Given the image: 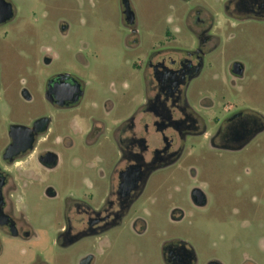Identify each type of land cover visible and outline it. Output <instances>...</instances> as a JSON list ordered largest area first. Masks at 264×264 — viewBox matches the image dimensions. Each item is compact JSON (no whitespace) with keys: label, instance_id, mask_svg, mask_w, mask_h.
<instances>
[{"label":"flooded vegetation","instance_id":"flooded-vegetation-1","mask_svg":"<svg viewBox=\"0 0 264 264\" xmlns=\"http://www.w3.org/2000/svg\"><path fill=\"white\" fill-rule=\"evenodd\" d=\"M225 13L237 22H264V0H226ZM121 14L130 34L128 49L137 52L140 30L130 0H121ZM8 15L10 19L0 26L16 15L9 1L0 0V19ZM179 19L191 36L190 43L174 46L176 35L182 32L179 27L162 30L142 51L141 64L134 65L133 71L142 76L132 78V86L122 84L114 68L101 92L85 105L91 83L68 70L48 71L53 58H43L44 74L34 96L37 117L28 125L11 121L0 139L2 233L25 240L34 237L25 216H17L13 197L16 193L25 195L34 186L42 196L55 200L61 183L68 187L64 225L56 236L61 247H71L83 239H100L125 226L143 235L147 222L133 215L146 205L143 199L151 185L163 186L165 180L174 178L176 170L185 171L201 150L221 156L240 153L260 135L263 115L247 107L245 96L234 104L226 95L229 85L232 88L244 79L245 66L239 61L228 64L223 80L217 82L220 75L214 71L218 64L212 57L218 50L220 33L215 18L197 6L186 9ZM61 30L66 36L69 25L63 23ZM22 97L29 103L33 99L25 89ZM78 150L91 154L76 156ZM190 198L198 208L208 204L201 189H192ZM184 219L181 208L173 209V222ZM162 253L164 264H197L193 249L182 240L167 242ZM80 264H97V259L88 255Z\"/></svg>","mask_w":264,"mask_h":264},{"label":"rangeland","instance_id":"rangeland-1","mask_svg":"<svg viewBox=\"0 0 264 264\" xmlns=\"http://www.w3.org/2000/svg\"><path fill=\"white\" fill-rule=\"evenodd\" d=\"M7 1L16 15L0 26L1 140L11 121L28 125L37 117L34 96L44 74V57L49 55L54 61L48 71L68 70L91 83L85 105L101 92L114 68L122 84L132 86V78L142 76L133 71L134 65L141 64L142 51L162 30L179 27L182 32L176 35L178 43L174 46L190 43L191 36L179 18L186 9L197 6L215 18L219 29V47L212 57L218 64L214 71L220 75L217 82L223 80L224 67L234 61L246 69L242 81L232 88L228 86V101L239 103L245 96L247 107L264 117V22L228 19L226 0H190L188 4L183 3L186 0H130L140 30L137 52L128 49L130 34L123 25L121 0ZM63 23L69 25L66 36L61 30ZM24 89L33 98L30 103L22 97ZM82 152L78 150L75 155L82 156ZM198 155L185 171L176 170L174 178L165 180L163 186H150L143 199L146 205L133 215L147 222L143 235L125 226L106 237L83 239L63 248L56 236L64 225L62 212L68 187L58 180L60 195L55 200L42 196L34 186L25 195L16 193L13 199L17 216H25L34 237L13 238L0 231V264H80L88 255H95L97 264H164L163 246L174 240L185 241L193 249L197 264L213 260L222 264H264V130L240 153L221 156L207 149ZM192 170V174L187 172ZM194 188L207 195L206 207L192 204ZM175 208L185 212L183 221L171 220Z\"/></svg>","mask_w":264,"mask_h":264},{"label":"water","instance_id":"water-1","mask_svg":"<svg viewBox=\"0 0 264 264\" xmlns=\"http://www.w3.org/2000/svg\"><path fill=\"white\" fill-rule=\"evenodd\" d=\"M8 19H10V15L5 16V17H2V18L0 19V22H5V21H7ZM12 148H13V149H17L16 146H13Z\"/></svg>","mask_w":264,"mask_h":264}]
</instances>
